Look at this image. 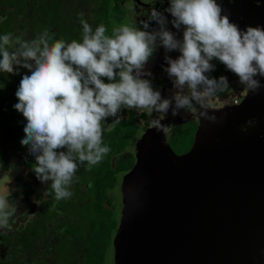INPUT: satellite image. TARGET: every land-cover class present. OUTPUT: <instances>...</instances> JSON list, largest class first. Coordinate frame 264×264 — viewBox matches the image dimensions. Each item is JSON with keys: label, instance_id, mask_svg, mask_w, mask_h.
Segmentation results:
<instances>
[{"label": "clouds", "instance_id": "clouds-1", "mask_svg": "<svg viewBox=\"0 0 264 264\" xmlns=\"http://www.w3.org/2000/svg\"><path fill=\"white\" fill-rule=\"evenodd\" d=\"M172 25L183 29V38L168 29L166 16L155 7L143 28L121 25L108 35L104 24L95 30L81 19L82 41H53L45 30L32 40L12 33L0 36V72L15 74L28 69L16 91L14 108L26 120L22 145L35 157L33 171L48 184L59 200L69 199V190L80 164L91 168L110 152L103 144L102 122H119L124 109L147 111L173 117L195 106L201 116L215 122L209 114V97L225 92L227 76L209 75L214 60L232 72L251 92L261 88L264 77V27L241 30L223 12L218 0H170L165 9ZM151 21L158 28L148 31ZM163 46L172 80L171 95L164 97L153 87V74L146 68L155 51ZM178 51L172 58L167 53ZM107 80V82H106ZM153 125L161 130V120ZM11 172V168L9 173ZM7 179L0 178V229H10L16 206L9 203Z\"/></svg>", "mask_w": 264, "mask_h": 264}, {"label": "flooded vegetation", "instance_id": "flooded-vegetation-1", "mask_svg": "<svg viewBox=\"0 0 264 264\" xmlns=\"http://www.w3.org/2000/svg\"><path fill=\"white\" fill-rule=\"evenodd\" d=\"M131 1L60 0V8L52 7V0H23L24 6H1L0 3V9L9 11H0V21L6 18L4 29H11L13 38L20 36L24 40H32L48 30L53 41H82L81 19L87 20L93 30L104 24L106 34L112 35L109 31L111 26L105 24V17L111 12L122 22L125 6ZM218 3L228 14L236 8L240 12L249 10L253 13L264 4V0H218ZM169 6L170 0H135L130 10L135 16L136 24L133 25L142 29L140 22L148 20L151 9L155 7L167 17L168 29L182 39L183 29L177 30L171 23V13L165 11ZM239 18H244V15L241 13ZM230 20L234 22L232 18ZM158 27L156 21H151L148 31ZM165 54L163 46L155 51L146 65L153 75L144 78L150 79L153 87L160 90L164 97H169L172 80L164 71L167 67ZM167 55L177 58L180 53L172 51ZM213 63L216 67L209 75L216 78L225 75L230 85L225 92L209 97V113L221 109L230 112L232 106L241 104L251 91L241 85L238 78L218 60ZM24 74L30 72L23 67L15 74L0 72V178L7 179L5 174L11 168L7 184L11 193L8 200L16 206V213L10 219V223L14 220L11 228L0 229V264H100L93 263L98 253L104 254V264H108L107 222L116 220L118 227L120 224L115 191L120 188L123 198V180L137 164L144 135L148 129H156L153 121L159 118L167 142L178 154L185 153L193 144L197 124L204 119L201 109L195 106L187 113L181 110L180 115L175 117L171 111L167 116L161 114L158 117L155 112L149 116L146 110L124 109L118 123L108 118L102 122L103 144L110 148V152L91 168L87 163L80 164L69 188L73 193L71 198L57 201L51 182L46 184L37 179L33 171L35 157L29 154L28 146L21 144L26 120L14 105L18 103L16 91ZM261 115L256 114L249 123L258 121ZM127 121L132 122L135 128H129ZM177 142H181L180 145ZM181 145L184 147L179 148ZM116 147L120 149L115 150ZM120 204L123 209V199ZM95 222L100 226V232L94 227ZM117 230L111 235L113 240Z\"/></svg>", "mask_w": 264, "mask_h": 264}, {"label": "water", "instance_id": "water-1", "mask_svg": "<svg viewBox=\"0 0 264 264\" xmlns=\"http://www.w3.org/2000/svg\"><path fill=\"white\" fill-rule=\"evenodd\" d=\"M258 7L223 12L246 30L264 27V4ZM258 78L257 92L230 112H210L215 122L197 124L185 153L167 142L162 126L147 130L123 180L115 264H264V77Z\"/></svg>", "mask_w": 264, "mask_h": 264}, {"label": "rangeland", "instance_id": "rangeland-1", "mask_svg": "<svg viewBox=\"0 0 264 264\" xmlns=\"http://www.w3.org/2000/svg\"><path fill=\"white\" fill-rule=\"evenodd\" d=\"M111 1H114V0H111ZM134 1L135 0H132L131 2H129L128 4H126V6H125V11L126 12L123 13L124 16H125V18L123 19L122 22H119L116 19L115 15L113 13H111V12H110L111 14L109 13L105 17V20H104L105 21V24L108 25V27L111 26L110 29H109V31L111 33H112V30L114 28L120 27L121 25H128V26H131L132 25L131 27L134 26L133 23H134L135 16H133L132 13L130 12V10H132V8H133ZM134 24H136V22ZM134 27H137V26H134ZM126 124L129 126V128H135L134 125L132 124V122L127 121ZM182 133H183V131H182ZM180 143L181 142H177L176 144L177 145H180ZM176 144H174V145H176ZM182 146L184 147V145H181V146H179V148L182 147ZM115 196H116L115 198L118 200V204H116L117 205L116 213H117V217L119 218V222H120V215L122 214V206L120 204V201L122 203V199L124 200V198H122V194H121L120 188H118V190L115 191ZM117 228H118V226H117ZM114 235H115V233H114ZM109 242L110 243H109L108 250H107V253H108V255H107V263L108 264H115L116 247L114 245V240L113 239H111Z\"/></svg>", "mask_w": 264, "mask_h": 264}, {"label": "trees", "instance_id": "trees-1", "mask_svg": "<svg viewBox=\"0 0 264 264\" xmlns=\"http://www.w3.org/2000/svg\"><path fill=\"white\" fill-rule=\"evenodd\" d=\"M58 1L59 2L56 3L55 0H52V2H53L52 7L53 6H57L58 8H60L61 7V2H60V0H58ZM0 3H1V6H7V5H12V6H14V5H17V6L22 5V6H24L25 5V4H23V0H0ZM0 11L1 12H5V13L9 12L6 9L4 10L3 8H1ZM0 15H2V14H0ZM5 20H6V18L4 20L0 21V36H3L4 34H7V33H11V29H9V30L4 29V27H6L5 23L7 22ZM117 149H120V148L116 147L115 150H117ZM117 224L118 223H117L116 220H108V222H107V245H109V243H110L109 240L112 239L111 238L112 233L114 232V230L116 231V229H117V226H118ZM94 227L96 228V230L98 232L101 231V228H100V226L98 225L97 222L94 223ZM94 256H96V255H94ZM93 263L104 264V254L103 253H98L97 257L93 258Z\"/></svg>", "mask_w": 264, "mask_h": 264}]
</instances>
